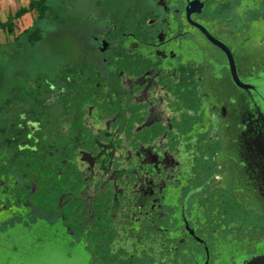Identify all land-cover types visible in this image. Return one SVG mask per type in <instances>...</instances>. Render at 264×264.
<instances>
[{
    "label": "flooded vegetation",
    "instance_id": "flooded-vegetation-1",
    "mask_svg": "<svg viewBox=\"0 0 264 264\" xmlns=\"http://www.w3.org/2000/svg\"><path fill=\"white\" fill-rule=\"evenodd\" d=\"M71 2L55 49L0 65V232L30 236L12 256L240 264L264 251V0Z\"/></svg>",
    "mask_w": 264,
    "mask_h": 264
},
{
    "label": "trees",
    "instance_id": "trees-1",
    "mask_svg": "<svg viewBox=\"0 0 264 264\" xmlns=\"http://www.w3.org/2000/svg\"><path fill=\"white\" fill-rule=\"evenodd\" d=\"M60 13L61 5H55L52 0H31L28 7L21 8L8 21H0V29L12 36L10 41L0 43V65L7 66L9 64L5 53H7V48L12 45L15 47L16 53L23 52L26 46L35 47L43 42H48L47 44L49 45L52 39L48 38V30L45 28L44 23L49 20L51 15V21L57 25L58 21H60ZM28 14L35 15L32 25L24 27L17 34V21L19 22L20 19H23Z\"/></svg>",
    "mask_w": 264,
    "mask_h": 264
},
{
    "label": "rangeland",
    "instance_id": "rangeland-1",
    "mask_svg": "<svg viewBox=\"0 0 264 264\" xmlns=\"http://www.w3.org/2000/svg\"><path fill=\"white\" fill-rule=\"evenodd\" d=\"M73 1V0H72ZM52 2L56 5H63L66 7L67 6L70 8L71 5V0H52ZM76 2H79L80 4L83 2H89V0H75V4ZM67 7V9H68ZM35 15H26L23 17V19H20L19 22L17 21V28H16V33L19 34V32L26 26L32 25V21L34 19ZM52 17L51 15L49 16V20L46 21V23H44L45 28L48 30V38H51L52 40L50 41V44L48 45V42H43L42 44L38 45V47L41 48H45V46H52L53 49L56 48L57 45V40H56V36L60 33V29L56 26V24H54V22L51 21ZM12 39V36L8 35L6 32L2 31L0 29V43H5L7 41H10ZM61 42V41H60ZM62 45V43H61ZM29 47L26 46L25 50L23 52H20L18 54H24L27 49ZM7 53H5L7 59L9 60V62L14 61V55L16 52L15 47L10 46L7 48ZM3 58H5V56H3ZM1 68V66H0ZM26 238H30L29 235L23 234L22 231H20L18 228L13 230H9L8 232H0V264H26V260L25 259H20V257H18L17 255L12 256V252L11 250H8V248L6 247V245L11 246L12 243L14 241H16V243H21L23 244V242H25L24 240Z\"/></svg>",
    "mask_w": 264,
    "mask_h": 264
},
{
    "label": "water",
    "instance_id": "water-1",
    "mask_svg": "<svg viewBox=\"0 0 264 264\" xmlns=\"http://www.w3.org/2000/svg\"><path fill=\"white\" fill-rule=\"evenodd\" d=\"M239 86L245 88L247 87V85H243L241 82H239ZM253 107L254 110H256L255 117H257L256 123L258 124L259 127V140L261 142H264V100L255 101ZM240 264H264V251L259 252L258 254L248 258L247 260L241 262Z\"/></svg>",
    "mask_w": 264,
    "mask_h": 264
},
{
    "label": "crops",
    "instance_id": "crops-1",
    "mask_svg": "<svg viewBox=\"0 0 264 264\" xmlns=\"http://www.w3.org/2000/svg\"><path fill=\"white\" fill-rule=\"evenodd\" d=\"M31 0H0V21L6 22L21 8L29 6Z\"/></svg>",
    "mask_w": 264,
    "mask_h": 264
}]
</instances>
